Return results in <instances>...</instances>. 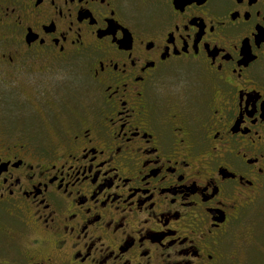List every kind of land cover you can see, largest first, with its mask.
I'll return each instance as SVG.
<instances>
[{"label": "flooded vegetation", "instance_id": "obj_1", "mask_svg": "<svg viewBox=\"0 0 264 264\" xmlns=\"http://www.w3.org/2000/svg\"><path fill=\"white\" fill-rule=\"evenodd\" d=\"M245 221L264 0H0V264H264Z\"/></svg>", "mask_w": 264, "mask_h": 264}, {"label": "rangeland", "instance_id": "obj_2", "mask_svg": "<svg viewBox=\"0 0 264 264\" xmlns=\"http://www.w3.org/2000/svg\"><path fill=\"white\" fill-rule=\"evenodd\" d=\"M245 223H246V221L243 223V226L244 227L241 226L242 229H244V231H245L244 238L246 236V230L249 232V236H253L254 239H255V235H257L260 232V230L261 231L264 230L263 221L260 222L257 225H255V223H253L252 221H248L247 222V225ZM241 227H238L237 230H236V232L240 231L241 230L240 229ZM257 241H258V239H257ZM244 249H245L246 252L245 253L244 252H240V254H239L240 262H243V263H244L245 260H248L249 261L250 259L253 258L252 255L250 254L251 252L249 250V246L246 247V245H244ZM246 255H247V257H246ZM261 259L264 260L263 258H261Z\"/></svg>", "mask_w": 264, "mask_h": 264}]
</instances>
